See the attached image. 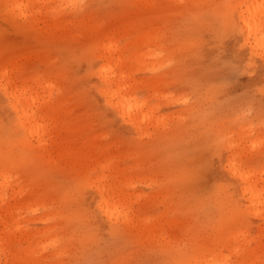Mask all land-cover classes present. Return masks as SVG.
I'll use <instances>...</instances> for the list:
<instances>
[{
    "label": "rangeland",
    "instance_id": "374dc122",
    "mask_svg": "<svg viewBox=\"0 0 264 264\" xmlns=\"http://www.w3.org/2000/svg\"><path fill=\"white\" fill-rule=\"evenodd\" d=\"M209 263L264 264V0H0V264Z\"/></svg>",
    "mask_w": 264,
    "mask_h": 264
},
{
    "label": "bare ground",
    "instance_id": "6f19581e",
    "mask_svg": "<svg viewBox=\"0 0 264 264\" xmlns=\"http://www.w3.org/2000/svg\"><path fill=\"white\" fill-rule=\"evenodd\" d=\"M243 27L246 31L247 34V40H251L253 39L256 43V48L260 45V42H262L263 37H261V26L258 25V27H254V26H250L247 21L244 19L243 20ZM114 47H111V49ZM120 60H122V58H120ZM113 74V73H112ZM103 78L105 81H108L111 83L112 86H114L117 83V80H115V75H108L107 70L103 71ZM5 90H7V87L5 88ZM17 95L14 94L13 97L15 98ZM110 100L114 105V108L116 110H118V112H120L122 114V116L124 118H131L132 120H135L137 122H143L145 120L148 119V117L146 115H142L138 114V112L136 114H134L135 111H141L143 112L144 107L146 106V104H141L138 99L135 96H129L126 92L124 88H119L117 92H110ZM139 115H142L139 117ZM30 116V115H29ZM32 129V128H30ZM237 170V169H236ZM238 171V170H237ZM236 174H239L240 178L242 179V181L244 183H246L248 181V177H246L243 172H235ZM250 194H251V201H254L256 198H258V194L256 191H254L253 188H249L247 190ZM104 206V211L106 214L108 215H117L115 213L110 212L111 208L109 207V204L104 201L103 203ZM114 212L118 213V208L114 207L112 208ZM119 215V214H118ZM117 215V216H118ZM212 264V263H209Z\"/></svg>",
    "mask_w": 264,
    "mask_h": 264
}]
</instances>
